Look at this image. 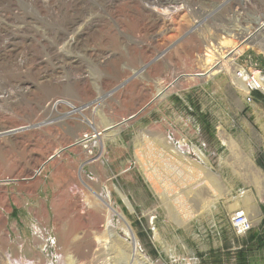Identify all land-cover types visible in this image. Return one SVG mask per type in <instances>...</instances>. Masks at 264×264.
Listing matches in <instances>:
<instances>
[{"label":"rangeland","instance_id":"1","mask_svg":"<svg viewBox=\"0 0 264 264\" xmlns=\"http://www.w3.org/2000/svg\"><path fill=\"white\" fill-rule=\"evenodd\" d=\"M178 1L169 15L145 0L91 6L81 51L56 39L66 17L50 8L61 0L0 2V133L26 127L0 136V181L11 180L0 185V264H264V242L250 232L232 254L219 251L234 210L256 221L264 206L249 166L264 175V50L247 46L233 58L246 74L262 72L252 103L245 80L240 88L227 72H206L264 12ZM155 11L165 20L154 24ZM9 13L20 18L8 24ZM257 37L264 43V31ZM94 195L120 212L138 257L115 216L116 237L107 236ZM261 232L264 224L250 235Z\"/></svg>","mask_w":264,"mask_h":264},{"label":"bare ground","instance_id":"2","mask_svg":"<svg viewBox=\"0 0 264 264\" xmlns=\"http://www.w3.org/2000/svg\"><path fill=\"white\" fill-rule=\"evenodd\" d=\"M1 1L2 0H0V2ZM34 1L37 2V0H34ZM113 1L114 0H110V1L109 0H61V4L57 5L56 4L57 0H52V3L54 5L55 4L56 5L52 9L50 8L51 16L54 18H57L60 14L61 15L64 14V16H61L59 19H63L66 17L65 22H64V29L62 30V33H59L57 35L56 39L58 41H64L67 39L68 45L71 49L81 51L84 47L83 40L85 37H87V34H88L87 31L92 27V23L83 22L84 19H86V15H87L88 11L91 9V6H95V5L101 6V5H104V3H107V2L112 3ZM230 1H232V2L235 1L236 2L235 4H237L238 6H242V9H246L247 7H249V8H253L254 12H258V11L264 12V0L262 2H259V0H243L242 3H240L239 0H225V2H230ZM145 3H148L150 5V8H152L151 6L164 8L163 11L168 12L167 15H169L171 11L174 12L171 14H175L177 11L181 10V6H184L183 3L178 1V0H145ZM182 10H184V9H182ZM155 12L158 13V11H155ZM194 12L196 14H200L199 10H195ZM158 14H159V17L152 20V22L154 24L159 22L160 20H162V21L165 20L164 17H162L163 15H161V17H160V13H158ZM6 16H9L6 19L8 21V24H14V19L11 16L19 17V14L18 13H9ZM18 27L21 29V31L24 29V25L18 26ZM29 27L31 28V26H29ZM249 29H251V28H249ZM263 31H264V20L259 22L252 29L253 33L251 32L249 34H247V33L243 34L242 31L236 32V35L240 36V40H241L240 43L236 47H234V49H232L231 52H227L226 54H221V57L219 58V60L217 59L216 62H213L211 67L207 68L206 72H211L212 75L216 74V73L227 72L235 79V81L238 83L239 87L242 88V84L239 82V80L241 82H242V80H245V75L243 73L244 71L242 72V70L237 68L235 66V64L233 63L234 55L236 54V52L237 53L240 52V50L246 48L247 46H251L254 48L256 47V48H260L261 50H264L263 40L259 39L257 37L258 34H261ZM52 32H53V30H50V33H52ZM73 33H74V35H72ZM10 44L15 45L16 43L14 41H12V42H10ZM4 50H5V52H8L11 55L10 47H6V49H4ZM0 57H2L1 52H0ZM63 62H64V60H62L60 62L61 63L60 65H63ZM65 63H67L66 65L68 67H70V66L73 68L79 67V62L76 59L70 58L68 56L65 58ZM46 74H47L46 72H41V71L39 72V75L42 76V79H44ZM204 74L205 73L194 74V75L189 76V77L193 78V79L202 78ZM259 80L257 81V84H258V88L260 89L261 83H263V82H262V79L260 77H259ZM58 102H56V103H58ZM56 103L54 104V108L56 107V105H59L62 103V105H66V106H69L70 108L74 109L70 104H66L64 102H61L58 104H56ZM75 111H77V110L74 109L73 112H75ZM120 124H123V123H120ZM109 126L107 128H104L103 130H101V133L100 134L98 133V135H102L103 133H105L107 131L109 132V131H111L112 128L116 127L115 125H113L111 127H109ZM23 128H26V127L14 129V130L3 132V133L1 132L0 136L10 137V136L14 135L15 133L17 134V131H20V129L22 130ZM30 128H32V127H30ZM89 138H91V137H89ZM85 139H88V138L85 137ZM80 142L81 141L72 143L70 146L79 145ZM70 146H68V147H70ZM62 151H63V149H62ZM62 151H57L56 153L55 152L54 153L60 154ZM249 166H250L253 174L256 176L254 178H256L257 181H259L260 185L262 186V189L264 190V175H262L261 172L254 167L253 163H249ZM7 182H11V180H9V179L8 180H1L0 183H2V184H0V185H3ZM94 196L96 197V199L101 203V205L105 209V228H106L105 231H106L107 236L108 237L109 236L116 237V235L112 232L111 227H110V218L112 216H115L118 218V221L120 222V224L122 226L123 234L126 237L130 238V240H131V254L135 257H138L137 241L135 240L133 233L126 226V223L124 222V219L122 218L120 212L118 210L113 209L111 204H109L110 202L107 203V202L103 201L99 196H96V195H94ZM120 197L123 200V202L125 203V205H127V207H129L125 198L122 195H120ZM263 199H264V197H263ZM212 201L215 202V199H213ZM129 209H130V207H129ZM238 212H242V211H238ZM139 258L141 259V261L137 262L138 264H151V262L149 260H147L146 257H139Z\"/></svg>","mask_w":264,"mask_h":264},{"label":"built area","instance_id":"3","mask_svg":"<svg viewBox=\"0 0 264 264\" xmlns=\"http://www.w3.org/2000/svg\"><path fill=\"white\" fill-rule=\"evenodd\" d=\"M243 72V71H242ZM245 75V84H246V102L247 103H252L254 98H253V94L260 91V89L258 88V76L262 77V72L260 70H257L255 72H253L252 74H246L245 72H243ZM240 75V74H239ZM85 137L88 136H84L81 139L84 140ZM89 139H85L84 141H82V148L86 151L87 155H91V150H89L88 148V142ZM84 143V144H83ZM230 228L231 231L233 233L234 236L240 238V237H244L246 236L251 230H252V222L251 220L243 213V212H235L230 220ZM31 234L33 237L42 240L43 246L40 250H44L45 248V242L42 238V234L39 228H37L36 226H33L31 228ZM6 261L10 262V258L9 256H6Z\"/></svg>","mask_w":264,"mask_h":264},{"label":"crops","instance_id":"4","mask_svg":"<svg viewBox=\"0 0 264 264\" xmlns=\"http://www.w3.org/2000/svg\"><path fill=\"white\" fill-rule=\"evenodd\" d=\"M260 129L263 131L262 132V135H263L262 139H263V142H264V126L260 127ZM238 211H239V208L235 209L234 213L238 212ZM259 212L261 213V217H258L256 219V221L255 220L254 221L251 220V222H252V230L250 231L249 235L247 236V238L249 237L250 240H251V238H250L251 235L250 234H252V232L256 233V230L258 229V227L262 228V225L264 224V206H260L259 207ZM217 236H218V232H217ZM220 239H221L220 241L221 242L223 241L224 244H225V245H222V244L219 243L221 245V247L219 249L220 253L231 252V254H232V252L234 250H237L238 248L240 249L239 241H238L237 237L233 236V234L231 233V230H229V228H227L225 230V235H223V233L220 234Z\"/></svg>","mask_w":264,"mask_h":264},{"label":"trees","instance_id":"5","mask_svg":"<svg viewBox=\"0 0 264 264\" xmlns=\"http://www.w3.org/2000/svg\"><path fill=\"white\" fill-rule=\"evenodd\" d=\"M262 227H263V225H262ZM261 233H263V234H261ZM261 233H260V234L258 233V234H256V235L250 237L251 240H252V241H255L256 243H262V242H264V238L261 237L262 235H264V232H261ZM248 235H249V234H248Z\"/></svg>","mask_w":264,"mask_h":264},{"label":"water","instance_id":"6","mask_svg":"<svg viewBox=\"0 0 264 264\" xmlns=\"http://www.w3.org/2000/svg\"><path fill=\"white\" fill-rule=\"evenodd\" d=\"M49 158H50V159H52V158H53V156H51V157H49ZM50 159H49V160H50Z\"/></svg>","mask_w":264,"mask_h":264}]
</instances>
